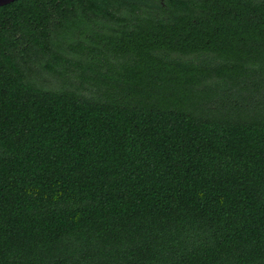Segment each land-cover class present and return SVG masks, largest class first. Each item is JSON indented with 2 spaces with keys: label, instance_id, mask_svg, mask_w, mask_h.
I'll return each instance as SVG.
<instances>
[{
  "label": "trees",
  "instance_id": "16d2710c",
  "mask_svg": "<svg viewBox=\"0 0 264 264\" xmlns=\"http://www.w3.org/2000/svg\"><path fill=\"white\" fill-rule=\"evenodd\" d=\"M0 264H264V0L1 7Z\"/></svg>",
  "mask_w": 264,
  "mask_h": 264
},
{
  "label": "water",
  "instance_id": "95a60500",
  "mask_svg": "<svg viewBox=\"0 0 264 264\" xmlns=\"http://www.w3.org/2000/svg\"><path fill=\"white\" fill-rule=\"evenodd\" d=\"M20 0H0V8Z\"/></svg>",
  "mask_w": 264,
  "mask_h": 264
}]
</instances>
